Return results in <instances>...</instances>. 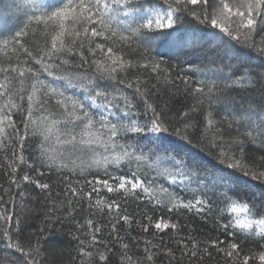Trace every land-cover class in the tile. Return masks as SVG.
Returning a JSON list of instances; mask_svg holds the SVG:
<instances>
[{"label":"snow or ice","instance_id":"1","mask_svg":"<svg viewBox=\"0 0 264 264\" xmlns=\"http://www.w3.org/2000/svg\"><path fill=\"white\" fill-rule=\"evenodd\" d=\"M15 11L19 26L0 37L14 54L0 64V171L8 185L0 184V264H46L45 233L61 221V208L79 233V264H113L112 257L117 264H157L159 257L264 264V72L246 63L264 66V0H16ZM163 45L181 63L153 54ZM184 64L197 79L182 74ZM176 98L194 102L177 109ZM225 122L236 125L227 139ZM169 137L211 158L214 170L165 147ZM28 185L52 203L42 226L26 234L11 189L24 209ZM250 188L260 196L249 197ZM129 201L143 211L129 213L122 207ZM193 212L211 219L217 234L182 235L181 217ZM105 216L107 238L96 219ZM134 223L144 236L131 235ZM168 229L165 244L158 233ZM248 243L261 250H246Z\"/></svg>","mask_w":264,"mask_h":264},{"label":"trees","instance_id":"2","mask_svg":"<svg viewBox=\"0 0 264 264\" xmlns=\"http://www.w3.org/2000/svg\"><path fill=\"white\" fill-rule=\"evenodd\" d=\"M15 4L16 0H0V37H7L11 31L16 29L20 24V18L18 17L16 11H15ZM160 59L169 60L172 63H181V61L176 60L177 53L171 50L168 46L163 45L158 47L155 52L153 53ZM9 56H12L14 59V54L10 53L9 49L3 48L2 45H0V64H7ZM187 59V58H181ZM204 56H194L191 57V63L198 64L202 60H204ZM246 63L250 66L251 70L253 72H264V66H262L260 60H247ZM34 68H37L36 65H29ZM184 72L182 74L191 75L193 79L198 78V74H195L191 71H189V64H184ZM179 71V68L177 69ZM46 82L53 84L54 86H60L59 82H56L52 79V77H49L47 75H43L41 77ZM167 99V97H165ZM262 101V98L259 94H257L254 98L255 103H260ZM194 101L191 99H173L172 103L177 109L180 108H187L190 107L191 104ZM237 107H239V104H237ZM227 113L223 110V108L218 109V118H223ZM199 119V117H197ZM222 127L224 128V135L227 139L229 136L236 135V125H233L232 128H229L227 126V123L225 122ZM243 129H241L242 131ZM165 147H169L178 151H181L183 154L187 155L190 158H194L196 161L202 163L205 167L208 168L209 172L213 171L215 168L214 162L211 158L205 156L203 153L198 152L196 149L192 148L191 146H188L184 143L179 142L174 137H169L167 141H165L164 144ZM250 153L255 155L257 158L261 153L256 152L254 150L250 149ZM5 164L3 155L0 154V166H3ZM6 175L7 173L5 171H0V184H4V187L7 188V181H6ZM33 176H35V173H32ZM45 180H48V174L45 173L44 176ZM51 183H53V196L52 199L58 200L62 197H56L55 193L59 191V187H57V181L56 178L53 176L51 178ZM167 186V185H166ZM175 190L181 192L182 195H187L184 193L180 186L174 187ZM179 188V190H178ZM248 196L251 198H258L261 193L260 188H250L246 189ZM0 194H4L2 191H0ZM25 201L27 204V207L22 209L20 207V199L17 197V189L15 186L11 189V197L16 200V207L15 211L20 214V220H21V227L24 229L25 233H31L33 232L37 227L42 226L44 222L45 213L49 211L51 208L52 200L47 199L46 195L41 193L39 189L34 188L32 185H28L25 188ZM9 200V196L5 195V204L3 205L4 208L8 209L9 215L12 214L13 208L11 204L7 203ZM127 207L129 213L135 214L136 212L143 211L142 207L137 206V202L135 201H129L127 205H123L122 207ZM57 216L61 217L60 222H56L53 224H50L49 227L53 229L52 233L49 235L47 232L45 233V236L47 237L46 240L43 241L45 252L44 255L46 256V264H79V261L81 259V256L77 252V240L74 239L73 234L78 235L76 225L71 222L70 218H67V208H61L57 213ZM88 215L87 210L85 211H78L76 213V219L83 220L85 216ZM96 219H100L101 223L104 224V228L102 229L104 233V237L107 238V232L110 230L108 227V217L105 216L103 219L97 217ZM15 220V218H14ZM14 220L10 223H13ZM181 223L187 225V228L185 229V232L182 233V235H187L188 230H192L194 232H197L198 234H209L212 236H215L217 233L213 231V221L211 219H208L207 222L202 220L199 216H197L194 212L193 213H184L181 217ZM3 225V220L0 218V226ZM127 225H124L123 222L117 225V229L121 235H125V229L127 228ZM156 230L150 229L149 234L147 236L148 239H152V234ZM166 233V234H165ZM165 233H158V235L164 236V242L167 244L169 242V236L172 234L171 230H165ZM132 236H144L142 232H140L139 229L136 228L135 223L132 225ZM158 242V241H154ZM144 247L143 242L140 243L139 249L141 250L138 254L142 255V249ZM247 249H253L254 251H260L261 249L258 248L253 243H248L246 245ZM136 249H133V253H136ZM164 260V264H166V260L163 257H159L157 259V264H161V261ZM113 264H117L116 258L112 257ZM249 264H259V262L253 258L250 260Z\"/></svg>","mask_w":264,"mask_h":264},{"label":"rangeland","instance_id":"3","mask_svg":"<svg viewBox=\"0 0 264 264\" xmlns=\"http://www.w3.org/2000/svg\"><path fill=\"white\" fill-rule=\"evenodd\" d=\"M57 82V81H56ZM176 186H179V185H174L173 187H176ZM178 190H179V188H178ZM180 191V190H179Z\"/></svg>","mask_w":264,"mask_h":264}]
</instances>
